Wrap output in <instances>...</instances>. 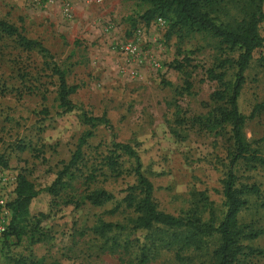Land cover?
I'll list each match as a JSON object with an SVG mask.
<instances>
[{"label": "rangeland", "instance_id": "rangeland-1", "mask_svg": "<svg viewBox=\"0 0 264 264\" xmlns=\"http://www.w3.org/2000/svg\"><path fill=\"white\" fill-rule=\"evenodd\" d=\"M243 2L225 5L218 19H238ZM149 7L140 0H0V20L40 42L66 71V83L78 86L70 96L76 108L87 116H104L110 125V130L96 125L83 147L79 172L51 203L43 189L53 181L61 162L69 159L86 127L79 121V110L61 114L57 109L56 80L42 59L33 51H22L10 38L0 40V168L10 172L14 187L21 174L39 192L29 205V216L18 226L20 236L8 234L0 242V264L15 260L25 264H213L216 236L200 238L195 244L187 241L183 230H132L135 213L124 207L121 198L123 190L135 184L133 161L121 154L117 175L100 163L113 134L115 142L130 145L137 154L159 211L214 226L221 219L229 127L208 130L199 119L213 109L209 95L217 89L204 71L220 59H234L237 52L224 49L207 34L180 31L167 36L168 22L161 18L144 25L140 16ZM261 9L264 13V1ZM258 33L263 43L243 73L237 99L243 116L264 99V21ZM183 58L189 64L180 71L172 69ZM184 81L190 83L188 90L183 89ZM171 130L183 139H175ZM242 134L264 157V115L246 120ZM18 146L24 149L19 151ZM97 164L100 171L87 184L83 177ZM234 173L237 184L258 189L257 194L246 196L237 225L259 231L257 237L240 241L252 252L244 250L245 256L234 264H264V167L245 170L240 163ZM91 189L105 190L113 200L77 208L65 203L79 200ZM116 205L117 211L109 212ZM39 213L45 217L34 226ZM101 223L117 229L93 233ZM141 249L147 258L144 263L139 262Z\"/></svg>", "mask_w": 264, "mask_h": 264}, {"label": "trees", "instance_id": "trees-1", "mask_svg": "<svg viewBox=\"0 0 264 264\" xmlns=\"http://www.w3.org/2000/svg\"><path fill=\"white\" fill-rule=\"evenodd\" d=\"M146 2L150 7L144 11L140 19L144 25H148L155 18H161L168 22V34L173 32H186L207 34L217 40V43L226 50L237 52L234 59H220L212 68L206 69L204 74L210 81H214L217 89L210 95L209 99L214 106L207 115L199 122H204L203 127L208 130H221L225 126L229 127V139L231 141L230 151L228 153L227 170L221 181V197L223 205V214L221 219L214 226L212 224L200 223L197 219L190 217H178L163 213L156 208L152 199V186L150 182L141 174L139 158L130 145L114 141L113 134L110 135V141L106 155L100 163L106 166L111 172L117 173L118 159L121 154L126 155L133 161L131 169L135 177V184L127 186L123 191L124 195L121 202L126 209H131L135 213L132 223V230L148 231L152 228L161 227L166 230L186 231L187 241L197 243L200 238L216 236L218 242L212 251L213 264H234L238 258L244 257L245 252L250 254L252 249L240 244L243 239L255 238L259 231H252L247 225H237V215L246 205V196L257 194L258 189L254 185L237 184V177L234 173L236 166L242 163L245 170H253L256 167H264V157L259 152L258 147L252 148L250 143L245 141L242 128L246 120H252L260 115H264V99L255 103L247 116H243L237 107V99L244 83L243 73L247 69L255 50L262 46L263 39L258 33L259 24L264 21V13L261 6L264 0H244L238 7L239 18L235 20L218 19L219 15L225 13L227 4H237V0H140ZM224 5V6H223ZM10 38L15 44L26 52H35L41 59L43 66L49 71L50 76L56 80L55 99L56 107L60 113L71 112L76 106L71 102L70 96L75 94L78 86L68 85L65 80L66 71L60 69L53 61L52 56L40 42L27 39L14 24L0 20V40ZM263 60V59H262ZM187 58L182 62L172 65V69L180 71L183 64H189ZM264 61V60H263ZM232 70L230 78H226L228 70ZM188 90L190 83L184 81ZM80 111V109H77ZM79 121L86 128L76 139V144L72 154L66 162H61L60 169L56 172L55 178L49 186L43 189V192L53 199L58 198L63 189L67 186V180H70L79 172V165L83 160V147L92 137L93 129L101 124L104 128L110 130L108 120L104 116L92 117L80 111ZM177 140H182L183 136L176 131H170ZM262 138L260 139V141ZM17 149L22 151L23 146ZM91 166L85 173L83 179L87 184L92 183L101 167ZM1 167H5L3 163ZM38 190H35L32 183L23 175L16 176L14 187V198L8 204L11 211V218L6 231L2 234L0 242L6 239L8 234H14L19 237L22 230L19 224L29 216V205L37 196ZM113 196L111 193L102 189H91L80 197L79 200L65 201L66 204H72L75 208L83 203L91 206H101L104 203L111 202ZM117 211V205L109 212ZM35 225L40 219H44V214H37ZM117 229L116 225L101 223L93 228V233L102 235ZM126 248V245L122 246ZM147 261L144 253H140L139 262ZM39 261L29 262L27 264H38ZM13 264H25L24 261L15 260ZM49 264H59L52 262Z\"/></svg>", "mask_w": 264, "mask_h": 264}, {"label": "built area", "instance_id": "built-area-1", "mask_svg": "<svg viewBox=\"0 0 264 264\" xmlns=\"http://www.w3.org/2000/svg\"><path fill=\"white\" fill-rule=\"evenodd\" d=\"M56 1L62 3L65 2L66 0H56ZM13 196H14L13 178L11 177L9 171L0 168V238L2 234L6 231L10 222L11 211L8 207V204H10V202L12 201Z\"/></svg>", "mask_w": 264, "mask_h": 264}]
</instances>
